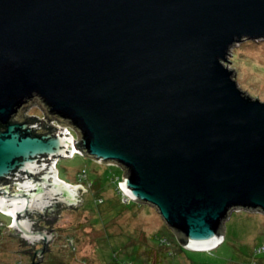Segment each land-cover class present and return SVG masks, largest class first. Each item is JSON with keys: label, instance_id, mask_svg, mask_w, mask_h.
I'll return each mask as SVG.
<instances>
[{"label": "water", "instance_id": "water-1", "mask_svg": "<svg viewBox=\"0 0 264 264\" xmlns=\"http://www.w3.org/2000/svg\"><path fill=\"white\" fill-rule=\"evenodd\" d=\"M246 37H264V0H0V179L22 177L0 209L27 264L57 234L39 219L86 189L55 177L72 151L121 166L191 250L219 245L231 211L264 213V101L224 63ZM34 98L45 117H20Z\"/></svg>", "mask_w": 264, "mask_h": 264}, {"label": "rangeland", "instance_id": "rangeland-1", "mask_svg": "<svg viewBox=\"0 0 264 264\" xmlns=\"http://www.w3.org/2000/svg\"><path fill=\"white\" fill-rule=\"evenodd\" d=\"M226 59L224 63L233 69V77L239 88L264 101V37H246L235 42ZM30 115L38 116L39 119L44 115L37 98L20 110V117ZM73 156L61 157L53 163L58 167L59 176L73 183L78 181L79 170L84 168L88 179L86 190L80 192L83 199L87 198V202L81 208L64 209L59 213L54 224L58 238L50 244V250L41 264H112L109 259L114 243L121 249V256L119 250L115 255L119 257L118 264H125V234L130 235V241L137 243L148 240L158 230L171 231L152 205L130 200L123 206H116L122 207L120 211L108 205L114 197L116 199L121 195L112 189L113 179H116L115 184L119 189L118 181L123 171L121 166L100 163L86 155ZM100 187L106 188L102 191L104 199H96V191ZM97 200H100L102 207ZM104 207L110 208L111 212L99 221L98 213ZM12 219L10 213L0 209V264H27L30 259L22 251L26 246L18 241L16 234H10L14 231L9 225ZM224 226V240L217 247L210 251L186 249L181 257L188 263L179 260L176 264H222L228 259L237 258L239 253L248 254L256 243L264 242V213L235 209L225 220Z\"/></svg>", "mask_w": 264, "mask_h": 264}, {"label": "trees", "instance_id": "trees-1", "mask_svg": "<svg viewBox=\"0 0 264 264\" xmlns=\"http://www.w3.org/2000/svg\"><path fill=\"white\" fill-rule=\"evenodd\" d=\"M74 155H76V154H74ZM113 180H114V184L112 186V189H114L116 194L119 195L121 193H120V190L116 187V184H115L116 179H113ZM100 188H101V189H99V191H101L100 193H98L99 191H96V196H97L96 199L100 198V197L103 198V196H102L103 192L102 191L106 190L105 187H100ZM121 197H122V195H119V197L116 199L114 197L112 199L114 201V203L112 201V202H109L108 205H111L112 209L115 208V211H120L122 207L116 208V206H119V205L123 206V205H125V203L128 202V201L127 202L123 201L121 199ZM106 199H108V198H106ZM99 202H100V200H99ZM99 202L97 200L98 204H99ZM109 212H111V209L104 207L103 210H101V212L98 213L99 215H98L97 220H99V221L103 220L104 218H106L110 214ZM125 235L127 238V239L125 238L127 240L126 245L129 244L128 247H126V245L123 246L124 247L123 248V255L125 256V258L127 257L124 260L125 264H176L177 261H179V260L188 263L187 260L182 259V257H181V253H183L188 248L184 247L183 244L181 243V241L178 238H176V236L171 231L167 232V231H164L163 229L158 230L157 232L152 234L150 237H148V240L143 241V242H137V243L132 242V240L130 241L131 238H130L129 234H125ZM256 244H258V243H256ZM114 245H115V247H114V250L112 249L113 252L111 254V259H109V260H110V262H112V264H118L117 260L119 257L115 256V255H116L117 250L120 251L121 249H120V247H117L115 243H114ZM253 247H252V250H253ZM212 249H207L204 251H210ZM252 250L248 254L242 255L239 253V256L237 258L228 259L227 261H225L222 264H233V263L234 264H264V252L259 253V254H254ZM119 251H118L119 256H121L120 255L121 251L120 252ZM197 251H202V250H197ZM176 257H180V259H178ZM127 259H129V260H127Z\"/></svg>", "mask_w": 264, "mask_h": 264}, {"label": "flooded vegetation", "instance_id": "flooded-vegetation-1", "mask_svg": "<svg viewBox=\"0 0 264 264\" xmlns=\"http://www.w3.org/2000/svg\"><path fill=\"white\" fill-rule=\"evenodd\" d=\"M55 158L57 160L60 159L58 157H55ZM53 168H55V177L57 179L62 180L64 182L69 183V184H72V185L80 183L84 188H86V183H87V179H88L87 173H86V175H85L84 178L83 177L81 178L80 176H78V181H76V182L73 183V182H69V181H67V180H65V179H63V178H61L59 176L58 167H56V165L53 164ZM13 175H11V177H9V178H1L0 179V185L7 184V186L9 187V191L10 192H13L14 190H16L17 187H18L17 185H19L18 183H12V182L18 181V180L20 182H22L21 175H16V177H13ZM84 190H86V189H84ZM84 190H82V191L84 192ZM86 202H87V198H84L83 199L82 194L80 192L79 203L66 204V205H64V206H62V207L59 208V213L62 212L64 209H74V208H78V207L81 208L82 207V204L84 206L86 204ZM58 215L59 214L53 215V216H51L49 218H41V219H39V224H43V225H54L56 223L57 219H58ZM15 236H16V238L18 239V241L21 244H24L26 246V248H24V250L32 247L33 244H31V243H24V236L17 235V234ZM57 238H58V234H51L50 239H47L46 240V245H47V248L48 249H45V250H42L41 251V253H42V255L40 256L41 259L38 260L35 264H41L43 262V257L46 256V254H48V252L50 250V244L53 243L55 241V239H57ZM24 252L27 253V255H28L29 259H30L29 260V263H31V260H32V252H30V251H24Z\"/></svg>", "mask_w": 264, "mask_h": 264}, {"label": "built area", "instance_id": "built-area-1", "mask_svg": "<svg viewBox=\"0 0 264 264\" xmlns=\"http://www.w3.org/2000/svg\"><path fill=\"white\" fill-rule=\"evenodd\" d=\"M30 116H33V115H30ZM27 117V116H26ZM45 117V113L44 115L42 116V118ZM40 117L37 116V119H39ZM41 118V119H42ZM52 123L54 124H57V125H60V126H64L66 128V130L68 131V133H70V135L75 138V134L74 132L72 131L71 128H69L66 124H63L61 122H58L56 119H52L51 120ZM74 154H79L77 151H72L71 154H69V157H72ZM57 159L55 158L54 161H56ZM55 165V162L53 163ZM79 176L82 178V177H85L86 175V171L84 170V168L80 169L79 170ZM119 190L121 191V195H122V200L127 202V201H130L131 199L128 197V195L124 192V190L120 187L119 185ZM183 244V243H182ZM184 247L187 248L186 245L183 244ZM189 249V248H188ZM211 249V248H210ZM203 250H207V249H203ZM253 253L254 254H259V253H262L264 252V242H261V243H258L256 245H254L253 247Z\"/></svg>", "mask_w": 264, "mask_h": 264}, {"label": "bare ground", "instance_id": "bare-ground-1", "mask_svg": "<svg viewBox=\"0 0 264 264\" xmlns=\"http://www.w3.org/2000/svg\"><path fill=\"white\" fill-rule=\"evenodd\" d=\"M73 150H76V148H72Z\"/></svg>", "mask_w": 264, "mask_h": 264}]
</instances>
